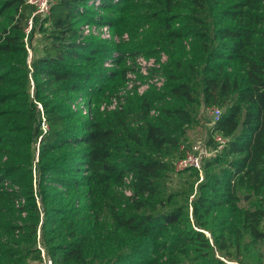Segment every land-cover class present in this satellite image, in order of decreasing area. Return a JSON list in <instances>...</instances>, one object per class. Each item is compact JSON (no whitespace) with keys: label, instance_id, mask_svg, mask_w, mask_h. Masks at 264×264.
Here are the masks:
<instances>
[{"label":"trees","instance_id":"trees-1","mask_svg":"<svg viewBox=\"0 0 264 264\" xmlns=\"http://www.w3.org/2000/svg\"><path fill=\"white\" fill-rule=\"evenodd\" d=\"M95 1L53 0L42 17L27 0H0V264L38 260L39 229L54 264H264V197L254 200L264 194V0H101L112 13L100 16ZM85 22L129 31L132 45L85 37ZM161 50L162 90L106 116L73 110L71 93L94 82L96 95L113 92L129 56ZM201 105L222 109L208 145L217 133L227 142L193 199L170 208L167 179Z\"/></svg>","mask_w":264,"mask_h":264},{"label":"rangeland","instance_id":"rangeland-1","mask_svg":"<svg viewBox=\"0 0 264 264\" xmlns=\"http://www.w3.org/2000/svg\"><path fill=\"white\" fill-rule=\"evenodd\" d=\"M118 0H115V2H117ZM95 8V16H100V15H104V14H111V11H107L104 10L100 7ZM144 12V11H142ZM8 22L7 19H5V16L0 18V26H4L6 25ZM92 24V23H91ZM178 25V24H176ZM148 28L147 25L142 26L139 28V30L137 31V39L142 40L144 38L145 35V31ZM1 29V28H0ZM112 31L115 32L117 35H121L122 32H119L117 30H115L114 28H112ZM126 33H128L129 35V39H115L113 38L112 40H106L104 39V37L102 36V31L100 29L99 26L94 25V30L92 31L91 35L92 38L96 40V42H100V41H108L111 43H115L116 45L120 46L122 49L130 47L131 45L130 40L132 38V35L130 34L129 31H127ZM89 36V37H90ZM119 38V37H118ZM191 40L187 39L185 41V44L188 46L187 49H189ZM34 45L37 47L38 51H41L42 45H40L37 41H34ZM151 46V48H156L153 45H148V47ZM162 46H164L162 44ZM160 48V46L158 47ZM162 53H164L167 56V60L165 62H162V68L165 67V65L170 61V57L169 54L167 53V51L165 50H161L159 52V55H156L154 53H151L149 55H145L146 58H153L154 60L156 59H160V56H162ZM114 54V53H113ZM111 62L110 61H105L104 65L107 68H119L117 67L114 63L112 65H109ZM127 67V65H125ZM151 73V72H150ZM165 73V72H164ZM150 75V74H149ZM149 75H144L142 73H139L137 75H135V79L134 82H132L129 86H128V80L129 78H124L123 83L117 87L115 89V91L113 92H107L105 93L103 96H98L94 93V86H98L99 82H94V83H90L88 84L83 90H80L79 92H73L71 93L69 96L70 102L73 104V110L75 111H82V115L86 116V118H95L96 116H98V114H101L102 116H106L108 115L110 112L116 111V110H120V106H125L128 102V99L132 96H141L138 95V87L142 85V83L144 84H150V87L147 88V91L144 93H147L149 90L152 89H156L157 87L155 86V84L151 83V78L149 77ZM138 81V82H136ZM166 82H167V77H166ZM97 84V85H96ZM136 84V91H133V87ZM166 84V83H165ZM93 86V87H91ZM93 89V90H92ZM158 90V89H157ZM133 91V93L131 92ZM143 93V94H144ZM116 102V103H115ZM121 107V108H123ZM215 108H210V107H205L204 105L198 106L196 108V123H194L193 125H191L189 127V131H188V135H189V142L191 145L188 146L192 147L193 145H200L201 147L203 145H206L208 147H210L208 145V139L210 136V127L212 126V120L215 118L216 113H213V110ZM221 111L222 109L219 108ZM83 110L87 111V114L83 113ZM152 116H154L155 114L151 113ZM141 124V121L136 120L132 123L133 126L131 127H137L138 125ZM212 148V147H210ZM213 155H209V156H205L203 159V165L205 164V161L207 158L211 157ZM7 160V158L4 157V155L0 154V164L4 163ZM193 169V170H192ZM197 169L194 168H189L186 170H181V171H177L174 168V171L170 173V176L167 179V184H166V193L167 194H173V200H177L178 203L175 204L173 201L169 202V207H174L176 205L179 204H185L186 202V195L188 194H192L190 197V200L193 199L194 195L196 194V190H197V185L199 182L202 181V177L205 173V167L203 168V174H200V172L195 171ZM4 185V187H3ZM127 185V182L124 179L123 184L120 187V190L125 194L124 192V188ZM1 186V185H0ZM3 190L4 188H6L7 190L10 188V184L9 183H2V187ZM125 196H128L125 194ZM264 197L263 195H259L258 197L254 198L255 202H260V200H262V198ZM251 198V195H245L241 201V205L243 207H248L250 204L248 202V200ZM209 234V233H208ZM256 250L259 254L263 255L264 257V244L260 243L256 246ZM160 253H163L162 251ZM165 260V258H164Z\"/></svg>","mask_w":264,"mask_h":264},{"label":"built area","instance_id":"built-area-1","mask_svg":"<svg viewBox=\"0 0 264 264\" xmlns=\"http://www.w3.org/2000/svg\"><path fill=\"white\" fill-rule=\"evenodd\" d=\"M28 3L35 5L37 8L36 14H40L42 17L47 16L50 13V8L52 5L53 0H27ZM101 4V0L95 1V7L98 8V6ZM94 25H97L100 27L102 31V36L106 40H112L115 39H129L128 33H123L122 35H117L115 32L112 31V27L109 24H95V23H83L81 26V32L83 36H90L92 31L94 30ZM33 26V19L31 18L29 20V26L27 28V32H30L31 28ZM119 37V38H118ZM167 60V56L162 53V56H160V59L154 60L153 58H146L144 54H137L135 56H129L125 64L127 65V72H126V78H129L128 80V86L134 82L135 75L142 73L144 75H149V77L152 79L151 83L155 84L157 87L156 89L162 90L166 83V75L164 73V68H162L161 63L165 62ZM111 62L109 65H112ZM151 72V73H150ZM138 82V81H136ZM150 87V84H144L142 83L141 86L138 87V95H144L147 91V88ZM133 91H136V84L133 87ZM133 91H131L133 93ZM144 93V94H143ZM116 103V102H115ZM38 108L41 110L42 114V129L44 131H47L49 129L48 124L46 123L45 113L44 109L41 103H38ZM121 108V106H120ZM84 114H87L86 110H83ZM153 114H156V111H152ZM213 113H216L215 118L212 120L213 122L218 121V119L221 116V110L219 108H215L213 110ZM215 141L217 143V147L210 148L206 145H203L202 147L200 145L196 146L193 145L192 147H189L186 150V153L183 157L179 158L174 162V168L177 171L186 170L189 168L197 169L200 174H203V159L205 156L209 155H216L220 153L224 147V145L227 142V139L221 135L220 133H217L215 135ZM125 181L127 182V185L124 188V192L126 195L130 196L132 194V190L130 188V184L132 183V175H127L125 177ZM38 194V190H37ZM18 204L23 203L24 200H18ZM41 210L43 213V208L41 206ZM37 248L40 250L41 257L38 260L31 261L29 264H54L53 258L48 252L47 247L45 246L43 242V237L41 235V230H38V242H37Z\"/></svg>","mask_w":264,"mask_h":264}]
</instances>
